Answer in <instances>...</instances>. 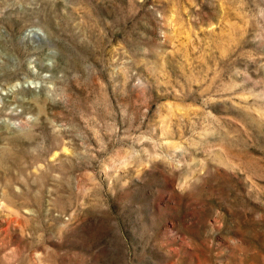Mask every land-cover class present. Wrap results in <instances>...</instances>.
Returning a JSON list of instances; mask_svg holds the SVG:
<instances>
[{
	"label": "rangeland",
	"instance_id": "rangeland-1",
	"mask_svg": "<svg viewBox=\"0 0 264 264\" xmlns=\"http://www.w3.org/2000/svg\"><path fill=\"white\" fill-rule=\"evenodd\" d=\"M0 264H264V0H0Z\"/></svg>",
	"mask_w": 264,
	"mask_h": 264
}]
</instances>
